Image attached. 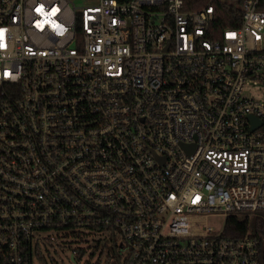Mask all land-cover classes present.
Masks as SVG:
<instances>
[{"label":"built area","instance_id":"built-area-1","mask_svg":"<svg viewBox=\"0 0 264 264\" xmlns=\"http://www.w3.org/2000/svg\"><path fill=\"white\" fill-rule=\"evenodd\" d=\"M220 1L0 0V264H261L264 0Z\"/></svg>","mask_w":264,"mask_h":264},{"label":"trees","instance_id":"trees-1","mask_svg":"<svg viewBox=\"0 0 264 264\" xmlns=\"http://www.w3.org/2000/svg\"><path fill=\"white\" fill-rule=\"evenodd\" d=\"M126 1V0H119ZM207 0H184L185 8L196 9L204 6ZM215 11L213 26L219 30L235 26L240 22V9L237 5L213 0ZM248 231L259 242L261 264H264V210L245 217L227 216L225 234L242 235Z\"/></svg>","mask_w":264,"mask_h":264},{"label":"rangeland","instance_id":"rangeland-1","mask_svg":"<svg viewBox=\"0 0 264 264\" xmlns=\"http://www.w3.org/2000/svg\"><path fill=\"white\" fill-rule=\"evenodd\" d=\"M95 0H74L75 2V6L77 7H83L85 5H89L91 3H94ZM256 87L254 90L252 91L253 95H258L259 97H263L264 98V84H260V85H256L254 86ZM205 223L207 225H211L214 229H221L224 226L225 223V218L222 216H209L206 218ZM107 252V250L105 249L103 252V258L105 256V253ZM97 256V255H95Z\"/></svg>","mask_w":264,"mask_h":264},{"label":"water","instance_id":"water-1","mask_svg":"<svg viewBox=\"0 0 264 264\" xmlns=\"http://www.w3.org/2000/svg\"><path fill=\"white\" fill-rule=\"evenodd\" d=\"M250 118H252L253 119V117L250 115Z\"/></svg>","mask_w":264,"mask_h":264}]
</instances>
